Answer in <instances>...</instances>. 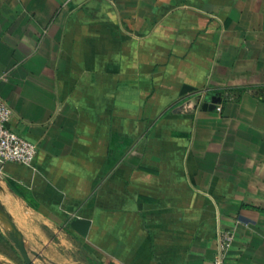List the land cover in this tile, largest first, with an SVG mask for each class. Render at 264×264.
<instances>
[{
    "label": "crops",
    "instance_id": "1",
    "mask_svg": "<svg viewBox=\"0 0 264 264\" xmlns=\"http://www.w3.org/2000/svg\"><path fill=\"white\" fill-rule=\"evenodd\" d=\"M0 96L38 147L0 171L34 264H204L220 229L264 264V0H0Z\"/></svg>",
    "mask_w": 264,
    "mask_h": 264
},
{
    "label": "built area",
    "instance_id": "2",
    "mask_svg": "<svg viewBox=\"0 0 264 264\" xmlns=\"http://www.w3.org/2000/svg\"><path fill=\"white\" fill-rule=\"evenodd\" d=\"M14 116L11 106L0 96V171L7 163L32 166L38 147L14 132L9 124ZM235 241L232 231L219 230L217 233V253L204 264H225L226 257Z\"/></svg>",
    "mask_w": 264,
    "mask_h": 264
},
{
    "label": "water",
    "instance_id": "3",
    "mask_svg": "<svg viewBox=\"0 0 264 264\" xmlns=\"http://www.w3.org/2000/svg\"><path fill=\"white\" fill-rule=\"evenodd\" d=\"M203 100H205V101L208 100V97L206 96V94H195L194 98H192L190 100L189 105L191 104L194 107H196L198 105V103L203 101ZM212 102L214 103V100H212ZM185 107L186 106H184L183 108H180L179 111L185 110ZM0 218L5 224L8 225V227L10 229L11 237H12L13 241L15 242V244H16L20 254L22 255L25 263L26 264H34L32 259H31V255H34L37 258L41 259V257L38 256V254L31 252L28 249L24 236L17 229V227L13 223L10 216L8 214H6L1 209H0ZM89 226H90V222L88 220H85V219H76V220L71 222V228L73 230H75L77 233H79L82 237L87 236Z\"/></svg>",
    "mask_w": 264,
    "mask_h": 264
}]
</instances>
